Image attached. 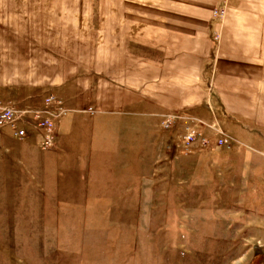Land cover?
I'll return each instance as SVG.
<instances>
[{"label": "rangeland", "instance_id": "obj_1", "mask_svg": "<svg viewBox=\"0 0 264 264\" xmlns=\"http://www.w3.org/2000/svg\"><path fill=\"white\" fill-rule=\"evenodd\" d=\"M230 2L214 0L215 39ZM51 94L69 109L53 148L0 130V264H264V147L148 99L35 106Z\"/></svg>", "mask_w": 264, "mask_h": 264}, {"label": "crops", "instance_id": "obj_2", "mask_svg": "<svg viewBox=\"0 0 264 264\" xmlns=\"http://www.w3.org/2000/svg\"><path fill=\"white\" fill-rule=\"evenodd\" d=\"M0 0V102L185 111L264 147V0ZM20 103V104H21ZM8 129L11 133L12 131ZM2 130V129H1Z\"/></svg>", "mask_w": 264, "mask_h": 264}, {"label": "built area", "instance_id": "obj_3", "mask_svg": "<svg viewBox=\"0 0 264 264\" xmlns=\"http://www.w3.org/2000/svg\"><path fill=\"white\" fill-rule=\"evenodd\" d=\"M68 111L63 100L54 94L47 96L45 104L39 107L0 104V130L9 128L18 138H24L29 129L38 130L42 135V148L51 149L56 143L57 121ZM190 137L194 138L195 135L192 133ZM220 142L226 144L229 139L221 138Z\"/></svg>", "mask_w": 264, "mask_h": 264}]
</instances>
